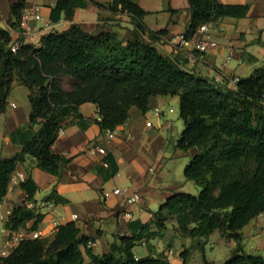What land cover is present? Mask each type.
Here are the masks:
<instances>
[{
    "label": "trees",
    "instance_id": "trees-1",
    "mask_svg": "<svg viewBox=\"0 0 264 264\" xmlns=\"http://www.w3.org/2000/svg\"><path fill=\"white\" fill-rule=\"evenodd\" d=\"M88 2L98 9L127 14L133 25L130 38L123 37L122 28L95 34L74 23L76 8L87 5L84 0H57L50 21L55 24L64 19L69 26L41 36L38 46L23 44L20 37L21 46L13 53L9 32L0 29V115L6 112L14 82L28 89L30 106L27 124L10 135L21 151L0 159V202L26 156L35 158L37 167L58 181L63 178L72 157L53 152L52 146L67 118H83L81 105H96L97 124L104 134L125 124L132 108L145 114L149 99L155 96L179 97L184 128L176 146L183 151L198 149L185 166L184 177L201 190L198 195L172 194L151 223H131V234L119 237L102 255L93 253V240L81 236L71 221L58 226L49 239L21 240L10 254L0 256V264H170L163 255L137 258L133 252L141 240L161 237L167 222H175L177 232L186 238L208 237L219 231L233 240L236 247L222 264H264L261 256L244 252L241 236L246 225L264 214V66L234 84L229 78L216 81L201 76L188 69L180 56L172 59L158 52L152 40L164 31L149 32L143 22L147 13L132 0ZM188 4L186 39L202 25L226 17L243 18L248 10L245 5L217 0H188ZM25 5V0L10 5L11 29H18ZM105 162L115 174L110 155ZM19 187L26 198L13 206L6 227L17 231L34 220L35 229L42 215L27 203L38 187L30 177ZM45 201L66 202L54 189ZM134 224L137 228L132 229ZM187 253H181L182 264H189ZM202 262L211 264L204 258Z\"/></svg>",
    "mask_w": 264,
    "mask_h": 264
},
{
    "label": "crops",
    "instance_id": "crops-1",
    "mask_svg": "<svg viewBox=\"0 0 264 264\" xmlns=\"http://www.w3.org/2000/svg\"><path fill=\"white\" fill-rule=\"evenodd\" d=\"M17 1L0 0V29L9 32L12 42L20 38L19 29L13 30L8 25L10 5ZM56 1L25 0L26 4L34 2L43 6L42 19L32 23L37 42L41 36L51 31H63L69 26V22L64 19L55 24L51 23L50 12ZM84 1L87 5L75 10L74 23L86 32L95 34L122 28L123 37L130 38L131 29H125L119 23L107 24L106 20L99 19L107 10L98 9L88 0ZM93 1L105 4L112 0ZM132 1L147 13L143 22L149 32L164 31L161 35H155L152 40L158 52L172 59L180 56L186 61V67L196 74L220 81L223 78H235V70L246 64L251 65L250 71L253 72L264 63V0H217L225 5H245L248 7L247 14L243 18L226 17L209 24L207 33L216 43V47L206 53L195 54L192 59L175 48V42L184 35L190 18L188 0ZM201 36L202 33L197 30L189 39L186 52L193 48ZM232 60L235 62L230 66ZM167 97L171 96L151 97L145 114L132 108L125 124L115 129L116 136L113 139H108L101 133L97 124L99 116L96 105L92 103L81 105L79 113L83 118L81 120L67 118L52 146L53 152L72 157L60 181L39 169L35 158L26 156L25 160L17 165L15 172L24 180L30 177L37 185L38 190L33 200L27 203V207L42 215V219L36 224L35 229L32 228L34 220L19 228L15 231L18 237L33 239L32 235L37 233L39 238L49 239L58 226L73 221L79 228L81 236L93 240L91 243L93 253L102 255L109 251V245L117 242L119 237L131 234V223L136 221L143 225L151 223L154 214L172 194L191 193L184 188L190 189L187 182L195 183L184 177V168L198 153V149L183 151L177 148L179 134L174 142L176 151L172 157H168L166 143L173 126L161 120L164 112L157 108L159 104L166 102ZM11 106H13L11 113L1 114L5 117H2L0 123V159L11 158L21 151L19 144L10 141V135L28 122L30 108L24 110L13 104ZM13 111L15 113H12ZM150 113L154 117H150ZM147 123H150V126ZM107 155L111 156L117 168L115 174H112L111 166H104ZM179 157L187 158L182 166L184 179L175 178L171 170L167 169V163H172ZM53 189L66 200L65 203L45 201ZM116 189H120L121 193L115 195L113 191ZM135 192L139 193L140 201L125 207L127 197ZM25 198L26 194L20 189L19 184L10 183L7 195L0 202V256L10 254L20 242L13 239V231L7 229L6 221L13 206L23 202ZM126 212L130 213V217H125ZM165 225L166 230L161 237L157 236L148 241L143 239L137 244L133 249L137 258L163 255L170 264H182L181 253L184 250L188 251V261L191 258V251L198 256L202 254L204 258L205 248L199 241L215 232H218L225 241H232L222 237L219 231H215L208 237L191 239L193 243L188 246L190 238L183 237L177 232L175 222H167ZM135 228L137 226L132 225V229ZM242 245L244 248L243 237ZM198 256L196 255L195 261L200 260Z\"/></svg>",
    "mask_w": 264,
    "mask_h": 264
},
{
    "label": "rangeland",
    "instance_id": "rangeland-1",
    "mask_svg": "<svg viewBox=\"0 0 264 264\" xmlns=\"http://www.w3.org/2000/svg\"><path fill=\"white\" fill-rule=\"evenodd\" d=\"M103 15L104 16L99 17V19L106 20L107 24L115 25L119 23L123 25L125 29H133L132 21L125 13H111L106 11ZM234 62L235 61L232 60L230 62V66H233ZM261 66H264V63H262ZM250 67V64H246L242 68H237L235 70L236 78L245 79L250 76L252 72L250 71ZM15 84L16 83L14 82L10 89L7 98L8 105L5 113H11L13 109V106H11L12 104L18 109L29 110L30 108L28 102V89L24 86H15ZM165 101L166 102L159 104L157 108L164 112L161 116V120L163 122L171 123L173 126L166 143L168 157H172L173 153L176 151L174 148V142L175 139L178 138L179 134H181L180 132L183 129V122L179 116V98L177 96L167 97L165 98ZM170 110H172V112H170ZM12 113H15V111ZM149 115L150 117H154L151 113ZM2 117H5V115H0V123L3 120ZM186 160L187 158L179 157L174 159V162L167 163V169L171 170L175 178L179 177L184 179L182 166L184 164L183 162H186ZM187 183L190 189L186 187L184 190H190L191 193L187 192L188 194L198 195L201 190L200 187L191 182ZM241 236L243 237L244 252L246 254L259 255L264 258V214L256 217L250 222V224L246 225V227L241 230ZM188 242V246L193 243L191 239H188ZM199 243H201L205 248L203 254L205 260L211 264L224 263L230 258L236 247V243L233 240L225 241L220 237L218 232L213 233L208 238H202ZM196 255L198 256V254L191 251L189 264H204L202 262V254H199L198 256L200 258L199 261H195Z\"/></svg>",
    "mask_w": 264,
    "mask_h": 264
},
{
    "label": "built area",
    "instance_id": "built-area-1",
    "mask_svg": "<svg viewBox=\"0 0 264 264\" xmlns=\"http://www.w3.org/2000/svg\"><path fill=\"white\" fill-rule=\"evenodd\" d=\"M42 5L38 3H27L22 11H21V16L18 22V29L20 31V37L23 38V44H29V45H34L38 46L39 41L37 42L34 38V29L32 26V23L40 21L42 19L41 16V10H42ZM209 29V24H205L199 27L198 31L202 33V36L196 43L194 44L193 48L189 51L186 52V48L189 46V39H186L184 36H181L177 39L175 42V48L178 52L184 53L187 58H194L195 54H202L206 53L212 48L216 47V43L210 38L209 34L207 33ZM21 44L18 41H15L11 44L10 49L13 53L17 52ZM230 57L227 58L229 60ZM239 81L238 78H232L230 79V82L232 84L237 83ZM157 112H161L157 110ZM172 112V110H170ZM148 126H150V123H147ZM104 136L108 139H113L116 136V131L113 130H107L104 132ZM129 137V134H127V138ZM93 153V151H91ZM104 166H107L106 163H104ZM24 181V178L19 175L18 173L14 172L10 183L12 184H20ZM115 195H118L121 193L120 189H116L113 191ZM108 196V195H106ZM140 201V195L138 192H135L133 195L127 197L124 206L125 207H130L137 202ZM125 217H130V213L126 212ZM13 233V239L14 240H23V238H19L17 233L15 231ZM33 239L39 238V235L37 233H34L32 235Z\"/></svg>",
    "mask_w": 264,
    "mask_h": 264
}]
</instances>
